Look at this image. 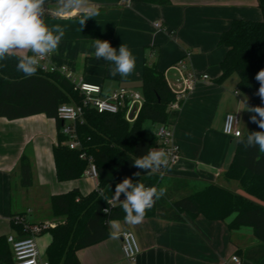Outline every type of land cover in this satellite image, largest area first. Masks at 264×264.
I'll list each match as a JSON object with an SVG mask.
<instances>
[{"label": "crops", "instance_id": "crops-1", "mask_svg": "<svg viewBox=\"0 0 264 264\" xmlns=\"http://www.w3.org/2000/svg\"><path fill=\"white\" fill-rule=\"evenodd\" d=\"M46 5L45 23L60 24L65 30L58 49L47 56V70L66 67L77 80L101 85L103 95L121 88L142 95L144 64H155L173 88L181 83V75H209L185 91L182 101L170 109L167 126L180 147V158L159 171L163 173L161 179L170 181L162 186L160 180L157 188L165 187L163 197L172 200L211 182L231 184L233 180H226L223 174L234 156L237 138L223 133L224 117L228 112L237 113L240 125L242 113H252L247 111L249 95L238 88L237 74L217 81L226 51L219 44V37L235 18L259 19L257 0H170L168 4L89 0L98 15L88 18L82 29L79 19L84 9L58 14L57 0H46ZM95 39H106L117 50L121 44L127 45L135 56V71L127 77H112V65L94 55ZM134 108H139V104ZM152 125L156 126L153 130L156 133L159 124ZM56 141V122L44 113L16 119L0 116V236L18 238L11 225L15 216H21L28 228L54 227L64 220L63 216L54 215L51 204L54 194L73 187H79L83 193L97 188L98 179L86 175L75 180L57 179L52 153ZM23 158L30 163L32 173L27 187L21 180ZM181 191L185 193L177 195ZM158 209V203H154L138 225H127L123 219L112 220L120 222L121 232L130 231L136 236L140 253L134 261L125 258L121 237H109L79 250L80 263L264 264L263 244L254 237L251 226L230 231L224 221L186 212L182 220H171L157 214ZM35 239L40 260L48 261L50 232H40ZM234 255L238 263L233 261Z\"/></svg>", "mask_w": 264, "mask_h": 264}, {"label": "trees", "instance_id": "trees-1", "mask_svg": "<svg viewBox=\"0 0 264 264\" xmlns=\"http://www.w3.org/2000/svg\"><path fill=\"white\" fill-rule=\"evenodd\" d=\"M132 1L170 3V0ZM257 1L261 13L259 19L235 18L219 37V44L226 51L217 81L223 82L231 74H237L238 88L249 95V107L264 106L255 94L260 86L255 76L264 68V0ZM19 55L0 61L4 65L0 67V116L16 119L44 113L55 120L57 141L52 153L59 181L82 178L90 161L97 169L96 189L83 193L79 187H73L51 197L54 215L63 216L64 220L41 230L50 232L52 236L46 249L49 264H81L77 252L109 238L110 221L124 218L118 203L110 206L104 200V197L112 198L116 184L130 177L134 183L140 182L146 187L158 186L162 175L159 171L147 172L134 167L133 163L137 157L159 145V137L145 126L149 123L167 125L177 95L163 71L155 64H144L141 81L143 102L136 118L128 121L125 108L112 113L99 112L95 107L85 105L81 118L75 123L76 140L80 145L70 148V135L63 132L64 121L57 111L62 104H82L83 93L56 69L45 70L40 66L34 76L25 77L16 68ZM259 130L251 122L243 135ZM138 171L141 173L139 177L134 175ZM223 177L238 181L248 194L258 200L211 182L178 199L167 201L161 197L155 201L159 206L157 214L171 220H182L184 212L192 216L203 215L209 220L226 222L230 231L244 225L251 226L254 237L263 244L264 253V152L258 148L246 149L237 138L234 156ZM21 180L26 187L32 181L31 166L26 158L21 160ZM106 207L111 208L110 215L101 211ZM15 217L11 225L18 233L16 239L31 236V229L23 222H17ZM0 262L14 264L13 248L5 235L0 236Z\"/></svg>", "mask_w": 264, "mask_h": 264}, {"label": "clouds", "instance_id": "clouds-1", "mask_svg": "<svg viewBox=\"0 0 264 264\" xmlns=\"http://www.w3.org/2000/svg\"><path fill=\"white\" fill-rule=\"evenodd\" d=\"M57 4L58 14L84 9L79 19L81 29L88 18L98 15V12L89 5V0H57ZM46 10V0H0V61L18 52H23V55L17 56L16 68L25 77H32L36 74L41 61L58 49L65 34L60 24L49 26L45 23L43 17ZM93 47L97 59H103L112 65L110 68L112 77L117 75L127 77L135 71V56L127 45L121 44L117 50L111 46L109 41L95 39ZM29 52L31 55L27 54ZM3 66L0 64V67ZM255 79L260 85L255 94L264 102V68L258 71ZM247 111L253 113L250 120L260 130L248 132L246 136L240 132L236 135L246 149L258 148L259 151L264 152V106L247 107ZM133 166L147 172H158L168 168L169 153L164 149H150L147 154L137 157ZM140 174L139 171L134 173L137 177ZM166 191L165 187H146L143 183H134L130 177H126L116 184L111 200L108 197H104V200L108 205L112 201L119 204L124 212L125 224L138 225L143 222L147 210L151 209L155 201L163 197ZM122 194L125 197L123 200L120 199ZM101 211L105 215L111 214L110 207L103 208ZM110 227V237L119 239L121 236L120 222L111 221Z\"/></svg>", "mask_w": 264, "mask_h": 264}, {"label": "built area", "instance_id": "built-area-1", "mask_svg": "<svg viewBox=\"0 0 264 264\" xmlns=\"http://www.w3.org/2000/svg\"><path fill=\"white\" fill-rule=\"evenodd\" d=\"M155 26L158 28L161 27L160 23H155ZM46 60L47 57L41 61L40 65L45 70H47V67L45 66ZM59 71L70 79L75 84V88L81 91L84 96L82 104H62L58 107V116L64 121L63 132L70 135V140L68 141L70 148H77L80 145L76 140L75 123L81 118L83 114V106L85 105L93 106L99 112L112 113L125 108V117L128 121L132 122L136 118L139 108L143 102V96L140 93L121 88L108 95H103L101 85L77 80L73 72L68 71L66 67H61ZM181 76V83L177 86V88H173L170 85L177 95V101L172 104V107L179 104V100L183 99L185 91L192 89L199 79L205 80L209 78V75L207 74H204L201 77H198L195 74ZM137 104H139V108L135 109L134 107ZM131 113H133L132 116ZM236 121H238V123ZM227 129L231 130L228 131ZM237 132L243 134L239 127V116L237 113L228 112L224 117L223 133L229 137L238 138L236 135ZM156 135L159 137V145L151 149L159 148L166 150L169 153V165L176 163L180 158V147L174 140L172 130L166 124H159ZM81 156H83V154ZM84 175L91 178H97L98 173L96 166L91 161L85 170ZM120 199H125L123 194ZM116 203L117 202L112 201L110 206H113ZM15 218L17 222H23L21 216H16ZM46 227L48 226H32L30 228L31 236L26 238L16 239L13 235L8 236L7 240L12 245L14 252V264H49L48 261L40 260L35 239L36 235ZM120 237L122 239V250L125 258L129 261H134L140 253V245L136 236L130 231H123L121 232ZM232 259L237 263L239 262L238 257L235 255Z\"/></svg>", "mask_w": 264, "mask_h": 264}, {"label": "rangeland", "instance_id": "rangeland-1", "mask_svg": "<svg viewBox=\"0 0 264 264\" xmlns=\"http://www.w3.org/2000/svg\"><path fill=\"white\" fill-rule=\"evenodd\" d=\"M250 117H251V114H245V113H242V115L240 116V125H239V127H240V129L242 130L243 133H246L249 130V127H250V124H251ZM145 128L147 130H155L156 126L155 125L153 126L151 123H149V124H146ZM161 180L163 181L162 182V186L170 181L169 178L168 179L167 178H162ZM193 185H195V187H197V184H193ZM239 185L240 184H239L238 181L233 180V181H231V184H226L224 186L236 191L237 193H239L241 195L247 196L248 198H251V199L255 200V197L250 195V194H248L245 190L243 191L244 192L243 193L241 191V190H243V188L241 187L242 189L241 188L239 189ZM184 193H185L184 191H181L177 195H183ZM245 193H246V195H245ZM171 198L172 197H167V200L169 201ZM245 227L246 228H250V226L249 227L245 226ZM41 236H43V234ZM42 246H43V244H41L39 246L40 250H41Z\"/></svg>", "mask_w": 264, "mask_h": 264}, {"label": "water", "instance_id": "water-1", "mask_svg": "<svg viewBox=\"0 0 264 264\" xmlns=\"http://www.w3.org/2000/svg\"><path fill=\"white\" fill-rule=\"evenodd\" d=\"M133 115V113H131V116Z\"/></svg>", "mask_w": 264, "mask_h": 264}]
</instances>
